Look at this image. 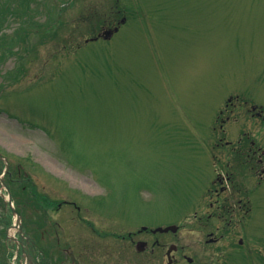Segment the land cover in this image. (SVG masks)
Listing matches in <instances>:
<instances>
[{
  "label": "rangeland",
  "instance_id": "1",
  "mask_svg": "<svg viewBox=\"0 0 264 264\" xmlns=\"http://www.w3.org/2000/svg\"><path fill=\"white\" fill-rule=\"evenodd\" d=\"M123 20L113 37L86 43ZM257 104L264 106V0H0V152L24 161L22 178L32 179L12 185L13 201L42 248L47 219L27 187L34 182L35 193L61 203L49 216L69 220L66 239L79 244L72 250L81 264L113 235L151 234L142 226L177 224L179 244L199 257L205 225L238 240L236 218L224 224L208 191L234 157L215 148L220 138L248 132L264 146V122L244 115ZM248 184L254 211L230 264H264V177L254 171ZM7 208L0 200V259L19 264L4 245L16 219ZM66 256L55 252L54 264ZM110 262L143 264L120 241Z\"/></svg>",
  "mask_w": 264,
  "mask_h": 264
},
{
  "label": "flooded vegetation",
  "instance_id": "2",
  "mask_svg": "<svg viewBox=\"0 0 264 264\" xmlns=\"http://www.w3.org/2000/svg\"><path fill=\"white\" fill-rule=\"evenodd\" d=\"M246 110L250 111V113ZM237 113L241 114L240 112ZM233 114L234 110H232L230 115L223 120L221 127H223L226 120L227 122L230 121V116ZM249 114H251L252 118H261L264 121V111L255 105H251L250 108H245L244 115L247 116ZM235 120L237 121V118H235ZM218 146L230 148L234 153V157L232 162L227 160L223 164L222 171L220 172L217 181L218 187L210 190L208 195L211 196L213 194L216 198L213 202L209 203V205L210 208H215L218 218L223 217L222 222L228 225L229 228L231 227L233 219L236 218L235 223L237 229L235 232L246 235L244 229L246 224L243 222L245 218H248L254 211V186H249L248 183L249 180L254 179V171L258 176L264 177V146L259 142L258 137L255 135L252 136V133L248 132H241V137L235 142L230 140L226 141L224 144L221 143ZM11 165L12 164L10 163L8 174L10 175L9 178H11L12 184L18 183L19 181H32L30 178H22V166L17 165L16 169L13 168L11 171ZM14 175H16V177H14ZM30 186L31 187L27 188L32 191V194H34V190L36 189L35 183L33 182ZM57 206L60 210L62 204L59 203L57 205L56 202L49 198L48 194H43L44 223L47 219L43 233L45 244L44 257L50 261L49 264H53L51 261L54 262V253L63 251L65 254H69V257H65V260H67L68 263L81 264L78 260L76 251L74 252L72 250L78 249L79 244H74L72 241L66 239L67 231L65 230V224L69 220L63 218L62 220H54L49 216L50 209ZM77 210H80V208H77ZM227 219L228 222L226 223L225 220ZM78 221L82 223L81 220ZM84 226L87 228L89 227L88 224H85ZM205 226H207L205 230L208 232L205 235V250H202V257L193 256L188 252V249L191 248L192 245L179 244V236H177V234L151 233L147 236H140V238L135 239L136 235L129 232L127 235H113L112 237H114L116 241H112V243L105 242L101 244V246L97 245L91 264H110V254L115 250V245L119 241L121 243H126L127 248L133 251V257L136 262L140 261L143 264L145 263L146 258H149L151 264H230L233 260L239 258V255H235L231 248H234L236 245L240 246L243 243L241 237L238 240H226V234H228L226 228L223 227V233H221L222 226L216 224H208ZM22 236L26 237L24 235ZM55 237H57V245L55 244ZM22 240L23 242L19 245L15 242H11V245H14L15 250L23 257L26 255V252L31 255L34 247L36 248L37 246V248H39L29 236L27 239ZM142 242L145 243V249L143 251H137L139 246L142 245L140 244ZM8 243L10 244V242ZM98 251L104 254L103 258L99 255ZM29 264L37 263L30 261Z\"/></svg>",
  "mask_w": 264,
  "mask_h": 264
},
{
  "label": "water",
  "instance_id": "3",
  "mask_svg": "<svg viewBox=\"0 0 264 264\" xmlns=\"http://www.w3.org/2000/svg\"><path fill=\"white\" fill-rule=\"evenodd\" d=\"M114 31L117 32V31H118V28L115 29ZM112 34H113V32L108 31V32H106V33L104 34V36H105V37H111ZM168 230L176 231V230H177V227H170V228H167V229H165V230L161 229L160 231H168Z\"/></svg>",
  "mask_w": 264,
  "mask_h": 264
},
{
  "label": "bare ground",
  "instance_id": "4",
  "mask_svg": "<svg viewBox=\"0 0 264 264\" xmlns=\"http://www.w3.org/2000/svg\"><path fill=\"white\" fill-rule=\"evenodd\" d=\"M45 163L48 164V165H50V163H48V162H45ZM82 184H83V186H84L85 183L82 182ZM86 185H87V184H86ZM86 187H87V189H89L90 191L92 190L91 187H90L89 185H87Z\"/></svg>",
  "mask_w": 264,
  "mask_h": 264
},
{
  "label": "trees",
  "instance_id": "5",
  "mask_svg": "<svg viewBox=\"0 0 264 264\" xmlns=\"http://www.w3.org/2000/svg\"><path fill=\"white\" fill-rule=\"evenodd\" d=\"M5 9H6V10H9V8H8V7H6ZM114 13H117V12H115V11H114ZM100 19H102V18L100 17Z\"/></svg>",
  "mask_w": 264,
  "mask_h": 264
}]
</instances>
